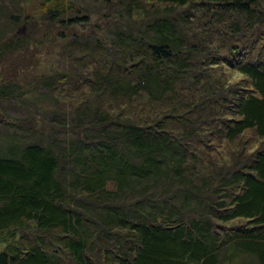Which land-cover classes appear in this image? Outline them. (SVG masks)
I'll list each match as a JSON object with an SVG mask.
<instances>
[{
    "label": "trees",
    "instance_id": "1",
    "mask_svg": "<svg viewBox=\"0 0 264 264\" xmlns=\"http://www.w3.org/2000/svg\"><path fill=\"white\" fill-rule=\"evenodd\" d=\"M16 1L0 100L28 116L0 145V264H264V0H90L107 37L83 41L64 33L89 10ZM38 37L51 118L19 86ZM248 131L253 151L206 157Z\"/></svg>",
    "mask_w": 264,
    "mask_h": 264
},
{
    "label": "rangeland",
    "instance_id": "2",
    "mask_svg": "<svg viewBox=\"0 0 264 264\" xmlns=\"http://www.w3.org/2000/svg\"><path fill=\"white\" fill-rule=\"evenodd\" d=\"M77 6L89 10L92 15L90 16L89 23L81 24L73 26V30H70L69 33H64L67 39L74 37L77 35V38H82L83 40H87L88 36H97V30H100L101 28L104 30L103 35H106L107 30L104 29L103 21H101V18L98 17L99 15L94 12V10L102 5L100 3H95L90 0H72ZM17 1L15 2L13 0H0V39L1 41L4 39V37L11 35V28H10V20L9 17L11 15L19 16V12L17 9ZM24 13L26 15H34L37 16L38 12L35 9L34 6L31 5H25L23 4ZM115 15V14H114ZM22 17V16H21ZM117 17V15H115ZM97 26V27H96ZM115 28L111 29V32H114ZM19 32H22L21 29H18ZM110 34V33H108ZM66 42V41H65ZM56 42L52 41L49 43V39L44 40L41 42V37H38L37 44L33 47V49L30 51V57H33V64H35L36 69L31 70L29 72H25L20 77V87H23L24 95L26 99H32L34 101H38V105L40 107H43L45 112L42 114L47 117L51 118V108L47 106L49 105L50 101L46 94H44V91L37 89V91L32 90L33 83L36 79L42 78L43 76H47L50 74L52 67L56 64V51L57 46ZM28 55V54H27ZM27 63V58H26ZM24 65V62L20 63V66ZM26 65V64H25ZM218 67V66H217ZM52 68V69H51ZM221 73L224 76V79H226L230 83H236L241 82L242 80L244 83H246V80H244V77L240 75L237 71L229 68L226 64L222 63L220 64L219 71L216 72L217 75H221ZM32 85V86H31ZM23 92L21 91V93ZM26 110L20 109L19 105L15 103V100L13 99H3L0 100V112L4 114V117L0 118V145L6 146L5 139L2 137H11L21 134V131L16 130L13 126H11V123L15 122L17 119H24L28 115L25 112ZM67 122H74L75 118L72 115H65ZM75 121L74 123H76ZM70 137V136H69ZM65 136L61 135L60 139H64ZM68 138V136H67ZM247 140V144L244 145V141ZM258 138L254 135L253 131H248L245 136L241 138L240 144L234 143H227L224 139H216L213 141V148L209 150L207 153V158L212 156L213 159L217 160H223L226 161L228 157L231 155L232 151H236L239 147L242 145L245 146L246 150L253 151L257 145H258ZM4 244L0 243V251L3 249Z\"/></svg>",
    "mask_w": 264,
    "mask_h": 264
}]
</instances>
